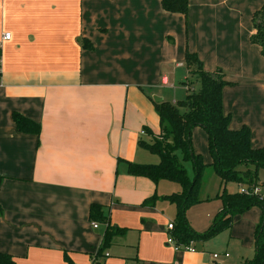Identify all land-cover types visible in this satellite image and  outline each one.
Returning a JSON list of instances; mask_svg holds the SVG:
<instances>
[{
	"label": "crops",
	"instance_id": "1",
	"mask_svg": "<svg viewBox=\"0 0 264 264\" xmlns=\"http://www.w3.org/2000/svg\"><path fill=\"white\" fill-rule=\"evenodd\" d=\"M263 5L189 0L186 17L164 10L162 0H0V252L18 264H68L65 254L72 264L252 259L258 206L237 214L214 247L217 236L201 242L202 251H176L167 242L172 211L166 216L159 200L143 205L170 192L160 193L161 181L129 174L128 163H157L141 145L161 134L153 97L179 91L189 75L187 52L206 70L224 71L230 128L248 126L251 145L264 147V56L250 40ZM14 112L39 123L40 134L19 131ZM202 130L193 129L192 143L205 137ZM220 182L204 198L217 202L214 212ZM93 203L124 231L102 254L107 224L90 219Z\"/></svg>",
	"mask_w": 264,
	"mask_h": 264
},
{
	"label": "trees",
	"instance_id": "2",
	"mask_svg": "<svg viewBox=\"0 0 264 264\" xmlns=\"http://www.w3.org/2000/svg\"><path fill=\"white\" fill-rule=\"evenodd\" d=\"M162 6L167 12L187 17L189 0H162ZM252 23L254 33L250 40L261 47L264 56V5L254 12ZM84 47H91L88 40H84ZM186 66L189 74L186 82L187 98L176 102L154 101L160 119L161 134L151 143L141 142L148 151L159 156L160 162L156 165L130 162L128 173L147 177L155 183L168 180L182 186L181 193L164 197L177 207L175 226L170 234L181 245L210 240L219 233L229 230L237 214L258 206L262 210V216L256 228L255 256L246 261V264H264V198L240 192L230 193L226 188L230 181L249 187L259 182V170L264 168V147L254 148L251 145V130L248 126L237 130L230 128L231 116L223 109V89L230 84L224 71L220 68L215 71L206 70L203 61L196 53L191 52L186 53ZM194 79L199 84L198 89L194 86ZM13 119L19 131L40 134V124L32 119L18 112L13 113ZM196 127L204 129L208 134V147L212 157L210 166L215 169L221 181V190L217 198L223 202L221 211L210 227L200 233L191 228L186 217V210L190 204L200 202L195 193L199 190V180L207 167L201 154L196 153L193 147L192 132ZM189 161L194 165L193 181L185 167V163ZM3 179L4 177L0 175V187ZM156 200L157 195L146 199L143 205H152ZM90 219L107 224L99 251L102 254L110 246L112 237L124 231L108 223V216L99 204H91ZM65 260L72 264L67 254ZM0 264L18 263L14 256L0 252Z\"/></svg>",
	"mask_w": 264,
	"mask_h": 264
},
{
	"label": "rangeland",
	"instance_id": "3",
	"mask_svg": "<svg viewBox=\"0 0 264 264\" xmlns=\"http://www.w3.org/2000/svg\"><path fill=\"white\" fill-rule=\"evenodd\" d=\"M184 82L180 85V89L179 91H174V90H168L167 91V95L165 96V101H169V102H173V98H175L176 96V100H185L187 98L188 95V89H187V78L185 80H183ZM172 84H175L176 87H178L177 81L173 80ZM194 86L196 87V89L199 88V84L197 83V81L194 79ZM176 89V88H175ZM175 92V94H173ZM177 92V95H176ZM181 92V94L179 93ZM171 96V98H169ZM160 121V119H159ZM204 130V129H203ZM202 130V131H203ZM205 133V137L204 136H195L194 137V142H193V146L195 149H199L201 151H199V153L201 154L203 161L207 164V167L204 169L202 176L199 180V190L196 192L198 194L195 193V197L197 195V197L200 199V202L198 203H193L190 204V206L187 208L186 210V217L187 220L189 222V225L191 226V228L196 231V232H205L211 225V223L213 222V220L215 219L216 215L221 211L222 207H223V202L221 199H219V203L221 205V209H218L220 211H215L214 209L216 208V203L217 202H212L215 200H204V198L208 195H211L213 193H217L218 187H219V176L217 174V172L215 171V169H213L210 166L209 162L211 160V154L208 148V138H207V132L204 130L203 131ZM193 137V136H192ZM157 138V137H156ZM193 140V138H192ZM195 144V145H194ZM151 159H154L155 161H157V163H148L147 165H156L160 162L159 156L157 154H150ZM185 167L186 170L188 171V175L190 177V179L193 181L195 179V170H194V165L193 162L189 161L185 163ZM161 181V187L162 190L160 193L163 192H170L169 194H164V195H159L158 194V200H156V202H160L163 204V212L166 216H170L171 215V211L174 214L173 218H170V222L175 223L176 222V214H177V207L175 204H173L171 201H169L168 199L164 198L168 195H172V194H176V193H181L182 192V186L177 183V182H172V181H168V180H160ZM159 181V182H160ZM259 183H264V168L259 170ZM227 191L230 193H236L239 192L240 190V184L237 182H233L230 181L227 183L226 185ZM263 190H264V186H263ZM215 197L217 198V195H214L213 199H215ZM205 201V202H204ZM155 202V203H156ZM157 202V203H158ZM160 205V204H159ZM228 233L229 231H223L221 233H219L217 235V238H215L214 240H212L211 244L214 247V245L216 243L221 242L225 237H228ZM211 238V239H213ZM214 252V251H213ZM103 263V262H102Z\"/></svg>",
	"mask_w": 264,
	"mask_h": 264
},
{
	"label": "built area",
	"instance_id": "4",
	"mask_svg": "<svg viewBox=\"0 0 264 264\" xmlns=\"http://www.w3.org/2000/svg\"><path fill=\"white\" fill-rule=\"evenodd\" d=\"M2 39L3 40H10L11 39V33L10 32L3 33ZM0 73H1V69H0ZM145 133H146L145 130L141 131V134H145ZM263 186H264V183H259V182L257 184L250 186V187H249V185L241 184L239 192L242 194H246V195H256V196H260L261 198H264ZM92 225L95 228H97L99 226L97 222H93ZM174 226H175L174 223H170L168 225L170 231H172L174 229ZM167 242L169 245H172L176 251H180V250L195 251L196 250L195 243L191 242L189 245L178 244L177 241L175 240V238L171 234H169ZM226 255L228 256V254H226ZM213 257L218 258L219 254H214Z\"/></svg>",
	"mask_w": 264,
	"mask_h": 264
},
{
	"label": "water",
	"instance_id": "5",
	"mask_svg": "<svg viewBox=\"0 0 264 264\" xmlns=\"http://www.w3.org/2000/svg\"><path fill=\"white\" fill-rule=\"evenodd\" d=\"M153 99L156 102H162L163 101V98L160 97V96H154ZM195 246H196V250H198V251H202L203 250V246H202V243L201 242H197L195 244Z\"/></svg>",
	"mask_w": 264,
	"mask_h": 264
}]
</instances>
